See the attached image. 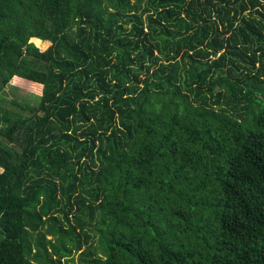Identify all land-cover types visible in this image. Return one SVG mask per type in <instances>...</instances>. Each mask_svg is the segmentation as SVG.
Listing matches in <instances>:
<instances>
[{
	"label": "trees",
	"instance_id": "trees-1",
	"mask_svg": "<svg viewBox=\"0 0 264 264\" xmlns=\"http://www.w3.org/2000/svg\"><path fill=\"white\" fill-rule=\"evenodd\" d=\"M0 264H264V0H0Z\"/></svg>",
	"mask_w": 264,
	"mask_h": 264
},
{
	"label": "rangeland",
	"instance_id": "rangeland-1",
	"mask_svg": "<svg viewBox=\"0 0 264 264\" xmlns=\"http://www.w3.org/2000/svg\"><path fill=\"white\" fill-rule=\"evenodd\" d=\"M30 42L34 43L36 48L39 50H45L49 44L46 42H41L37 39H31ZM63 54H61V57ZM68 59V57H66ZM39 88L35 84H31L26 81H16L11 86L4 88V98L5 102H3L6 106H11L9 102H18L22 103L23 101L27 103H35L36 96L38 94ZM50 238V237H49Z\"/></svg>",
	"mask_w": 264,
	"mask_h": 264
}]
</instances>
